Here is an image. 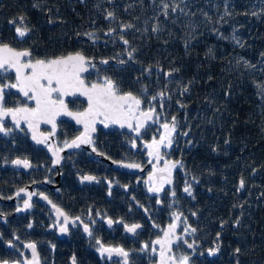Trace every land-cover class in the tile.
<instances>
[{
	"label": "flooded vegetation",
	"instance_id": "af4514ba",
	"mask_svg": "<svg viewBox=\"0 0 264 264\" xmlns=\"http://www.w3.org/2000/svg\"><path fill=\"white\" fill-rule=\"evenodd\" d=\"M132 1L141 8L142 0ZM158 1L155 4L148 0V8L158 10ZM123 2L0 0V47L7 45L15 52H29L20 62L33 64L79 53L85 57V73L80 76L85 85L105 84L108 64L114 58L129 55L125 42L130 27L122 22ZM17 27L26 35L20 37ZM101 55L108 58L101 59ZM29 72L22 69L24 75ZM16 83V67L5 64L0 68L3 108L35 107L19 87H5ZM113 88L116 91L114 85ZM123 93L139 99L136 110H151L152 119L136 131L133 125L137 112L130 117L132 127L127 129L104 124L98 117L93 125L95 131L88 133L91 143L68 149L65 148L81 133V127L61 114L55 117L54 130L52 124L43 121L35 129L24 120L17 126L11 114L0 115V127L5 129L0 132V264H24L30 257L24 245L35 246L32 249L38 264H54L53 255L60 249L77 251L68 252V264L76 263L79 250H92L107 264H132L143 252L149 258L147 264H151L156 252L153 241L165 232L168 239H173L167 254L173 260L187 257V264L219 263L218 242L223 224L203 220L209 218V211L201 208L207 197H197L203 188L180 162V148L187 145L185 132L150 107L156 99L116 91ZM63 99L70 112L79 113L84 108L78 98ZM165 123H170L169 130L174 125L171 143L164 141L158 157L153 149L149 155L144 144L158 139ZM86 176L94 179L85 180ZM240 187L238 182L237 188ZM214 214L211 212V216ZM133 225L140 227L128 231ZM169 225L175 228L170 229ZM102 248L122 249L127 255L110 257Z\"/></svg>",
	"mask_w": 264,
	"mask_h": 264
},
{
	"label": "trees",
	"instance_id": "16d2710c",
	"mask_svg": "<svg viewBox=\"0 0 264 264\" xmlns=\"http://www.w3.org/2000/svg\"><path fill=\"white\" fill-rule=\"evenodd\" d=\"M163 1L150 10L124 0L129 55L108 64L106 80L155 98L150 107L185 132L180 162L207 197L203 220L223 224L218 264H264V0ZM69 251L54 264H68ZM79 251L75 264H107ZM148 261L142 252L132 264Z\"/></svg>",
	"mask_w": 264,
	"mask_h": 264
},
{
	"label": "snow or ice",
	"instance_id": "6c2138e0",
	"mask_svg": "<svg viewBox=\"0 0 264 264\" xmlns=\"http://www.w3.org/2000/svg\"><path fill=\"white\" fill-rule=\"evenodd\" d=\"M13 23L15 22L13 21ZM16 32L20 37L26 35V32L19 27L16 28ZM5 52L9 53L10 56H0V68H3L5 64H9L10 66L16 67L17 70V83L6 85L5 87H19V90L25 97L34 101L35 107L15 109L3 108V89L0 88V115L11 114L17 126H19L20 120H24L28 123L30 128L35 129L39 126V122L43 121L52 124L53 130L55 129V117L57 115L64 113L73 116L77 123L84 124L85 132L73 140L71 144H68V147H79L81 143H91V138L88 133L89 131H95L93 125L98 117H103L104 120H110L113 123H120L123 127L127 119L134 116L133 105H135L137 109L140 106L141 101L133 97L131 93L118 96L110 80H106L104 85L93 84L91 87L85 85L79 75L80 72L85 70L83 67L85 57L79 53L74 56L48 61L37 60L33 64L31 62H20L21 57L30 55L27 51L15 52L8 48L7 45H4L0 47V53ZM104 63H107V61H104ZM22 69H29V74L24 75ZM76 93L87 97L89 106L84 112L72 113L67 110V105L63 97L75 95ZM141 115L144 116L146 120L152 119L151 112H142ZM142 126V124L138 123L135 130L138 131ZM128 127L131 128L132 124L128 123ZM162 127L169 130L168 124H163ZM4 131L5 129L0 127V132ZM171 131H174V125L166 135L161 136L159 141L153 139L152 143L147 145L149 149L155 150L157 157L158 149L164 144V141L168 140L169 144L171 143L169 138ZM33 138L35 139V136ZM45 139H47V137H45ZM152 154L153 152L150 151L149 155ZM56 162L58 163L59 160ZM16 163H20V161H16ZM24 164L25 167L28 166L27 161H25ZM131 167H138V165H131ZM171 167H175V165H171ZM164 170L165 169H162L161 171ZM84 179L92 180L94 178L86 176ZM241 186H243V181H241ZM185 191L188 192L189 189L185 188ZM25 206H29L27 202ZM109 223H111V221ZM138 227L140 226L133 225L128 228V231L134 232ZM169 228L174 229L175 225H169ZM62 230L66 231L67 229ZM85 231H88L87 226H85ZM165 235L167 236L168 233H165ZM155 243L163 247L165 242L157 240ZM188 246L190 248L192 247L191 244ZM29 247L35 248L34 245H29ZM107 251L113 250L107 249ZM115 251L125 256L127 255V253H123L122 249H116ZM187 259V257H184L182 264H187Z\"/></svg>",
	"mask_w": 264,
	"mask_h": 264
},
{
	"label": "water",
	"instance_id": "95a60500",
	"mask_svg": "<svg viewBox=\"0 0 264 264\" xmlns=\"http://www.w3.org/2000/svg\"><path fill=\"white\" fill-rule=\"evenodd\" d=\"M74 55H76V54H67L66 56L60 57V58H65V57L74 56ZM55 59H58V58H55ZM84 73H85V71H82V72L79 73V75L82 76ZM91 85H93V84H91ZM91 85H89L88 87H91ZM96 85H104V84H96ZM117 95L118 96H124L126 94H117ZM67 97L68 98L69 97H75V98H78V99H80V100H82L84 102V108L82 109L81 112H84L88 108V106H89L88 105L87 97L86 96H83V95H80L79 93H76L75 95H68ZM133 108H134V112H137L136 116L134 117L135 118V123L133 125L135 127V129H136L138 123H140V124L143 125L148 120H146L144 118V116L141 115V113H142L141 111H137L136 110L135 105H133ZM143 112H151V115H152V111L151 110H146V111H143ZM72 113H76V112H72ZM60 116L63 117L64 119L68 120L69 122L73 123L75 126L81 127V133L77 137L81 136L85 132L84 124L83 123H77L76 120H75V118L73 116H69V115H66L64 113H61ZM100 118L102 119V121H104V124H106L107 122H109V123H111L113 125H116L119 129H127V128H129L128 127V123H131V120H132L129 117L127 119V122H125L124 123V126L122 127L120 123H113L110 120H104L103 117H100ZM95 122H97V121H95ZM165 124H168L169 125V128L171 127L170 126V123H165ZM162 125L160 127V135H159L158 139H156L157 141H159V139L161 138V136L163 134L166 135L167 132L169 131V130L164 129L162 127ZM92 132L93 131H89V134H92ZM165 141L168 142V140H165ZM151 143L152 142H147V143L144 144L148 152H150L151 149H149L147 147V145H149ZM68 148H70V147L67 146L65 149H68ZM49 155L51 157H53L54 156V152H51ZM121 166H127V165L126 164H122ZM165 233H164V236H161L160 238H158V239H156V240L153 241V244L156 247V252H155V261L153 263H151V264H182V261L183 260L176 261V260H173L170 256L167 255L170 252V245L172 244L173 239L172 238H169L168 239L167 236L165 235ZM157 240H161V241H164L165 242L164 245H163V247L160 244L155 243ZM24 249H26L28 251L29 256H30L29 259L24 262V264H38L37 256H36L34 250L32 249V247H29V245H24ZM107 249H109V248H102L101 249L102 252L104 254H106L107 256L114 257V258H120V257L123 258V254L122 253H118L117 251H115V249H112L113 251H107Z\"/></svg>",
	"mask_w": 264,
	"mask_h": 264
},
{
	"label": "rangeland",
	"instance_id": "374dc122",
	"mask_svg": "<svg viewBox=\"0 0 264 264\" xmlns=\"http://www.w3.org/2000/svg\"><path fill=\"white\" fill-rule=\"evenodd\" d=\"M165 2H170V4L174 3L173 0H166ZM163 3H164V1L163 2H159L158 6L160 7V9H162V7L164 6ZM224 5H227L226 1L224 2ZM183 6L184 5L179 4V5L176 6V8H177V10H179V9L183 10Z\"/></svg>",
	"mask_w": 264,
	"mask_h": 264
}]
</instances>
